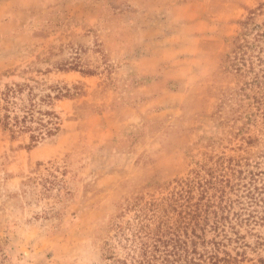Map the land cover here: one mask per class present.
Masks as SVG:
<instances>
[{
	"label": "rangeland",
	"instance_id": "rangeland-1",
	"mask_svg": "<svg viewBox=\"0 0 264 264\" xmlns=\"http://www.w3.org/2000/svg\"><path fill=\"white\" fill-rule=\"evenodd\" d=\"M262 32L264 0H0V264H148L156 230L188 248L153 264H264Z\"/></svg>",
	"mask_w": 264,
	"mask_h": 264
},
{
	"label": "trees",
	"instance_id": "trees-1",
	"mask_svg": "<svg viewBox=\"0 0 264 264\" xmlns=\"http://www.w3.org/2000/svg\"><path fill=\"white\" fill-rule=\"evenodd\" d=\"M244 26H245L244 37H248L250 29L247 26V21L244 22ZM257 35L259 38L264 35V32L258 33ZM254 46L255 44L253 42H249L248 39L246 38H245L244 43L240 41L239 37L235 38L233 42V47H232V53L234 54V57L232 58L233 55L232 56L228 55V56L232 62L231 65L234 66L236 71L240 73L242 72V69L240 67H237V64H236L237 62L236 60L241 58L239 57V54L241 52L246 53V50L249 48L251 49V51H254L255 49ZM243 61H246V60L243 58ZM251 69L253 70V67H250L247 70L250 71ZM263 78H264V75L261 77L259 73L255 74L253 81H257L256 85H258V88L259 86H262ZM22 122L23 120L21 121L16 120V123L13 124L9 115L6 114L3 117L0 116V123H2L5 126V128L8 127L10 130H12L13 133H20L24 129H28L26 126L24 129H22L23 126H20ZM17 126L19 127L18 130H17ZM51 132L52 130L48 131V133H51ZM30 137H31V144L33 145L36 144V142L39 139V136L32 134ZM62 174H65V173H62ZM255 182L256 180L254 179L253 183ZM252 185L253 184L251 185L248 184L247 189H246V193H247L246 196L250 199L251 203L258 205L262 201L263 206H264V188H259L255 184L252 187ZM256 192L258 193L257 195H256ZM170 234L174 236L167 238ZM144 237L145 239L143 238L141 242L142 245L144 246L142 255L146 258V262L148 264H153L156 258H160L167 262H170L171 258H173V260L175 261L181 260L184 256V252H186L188 248L187 240L182 239L180 235L178 236L177 233L172 232V231H166L162 233L160 232V230L159 231L157 230L156 231H145ZM150 254H152L153 257Z\"/></svg>",
	"mask_w": 264,
	"mask_h": 264
}]
</instances>
